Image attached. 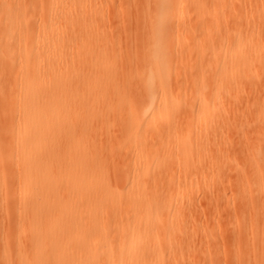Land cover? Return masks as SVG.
Returning <instances> with one entry per match:
<instances>
[{"label":"bare ground","instance_id":"obj_1","mask_svg":"<svg viewBox=\"0 0 264 264\" xmlns=\"http://www.w3.org/2000/svg\"><path fill=\"white\" fill-rule=\"evenodd\" d=\"M98 1L0 0V264H159L158 240L175 218L167 202L183 192L169 179L170 197L161 198L154 181L176 166L185 170L194 145L183 127H191L187 135L201 131L200 123L213 127L226 92L213 89L211 103L204 89L180 99L168 89L170 63L211 57L217 69L230 63L231 71L241 60L245 71L259 57L258 25L246 32L239 19L217 29L226 0L127 1L117 30ZM238 1L245 10L256 7ZM213 32L216 40L207 39ZM155 127L156 140L149 135ZM118 132L123 140L115 142ZM117 156L124 163L118 157L113 165ZM13 158L15 175L4 171ZM10 217L15 254L5 239ZM109 218L119 226L112 238ZM255 221L264 231L262 218ZM236 262L264 264L245 255Z\"/></svg>","mask_w":264,"mask_h":264},{"label":"rangeland","instance_id":"obj_2","mask_svg":"<svg viewBox=\"0 0 264 264\" xmlns=\"http://www.w3.org/2000/svg\"><path fill=\"white\" fill-rule=\"evenodd\" d=\"M127 1L131 0L98 1V10L110 30H117ZM253 2L252 6L256 7L245 10L238 0H226L222 15H216L218 30L239 19L241 30L246 32L253 25L260 27L258 37L253 40V50L259 57L249 62L245 71L238 70V66H244L241 60H234L237 64L230 71V63L217 69L211 57L204 61H188L183 57L173 58L168 69L171 71L166 74L168 89H177L180 99L190 96L192 89H204V97L211 103L213 89H226V92L213 110V127L205 130L204 123H200L201 131L193 130L190 135L187 132L191 127H183L184 139L194 145L193 157L186 159L185 170L179 172L176 166L168 176L154 181L161 198L170 197L169 179L183 192L181 199L171 200L170 197L167 202V210L174 213L175 218L170 232L158 240L162 246L159 264H237L238 255H245L252 262L259 258L264 260V231L254 223L258 216L264 224V6L261 1ZM186 8L189 9V4ZM206 37L214 41L217 32ZM182 40L180 37L177 44L180 50L185 49ZM192 109L193 115L196 108ZM5 116L0 114V118ZM141 119L144 121L145 115ZM156 127L149 134L155 140L159 137ZM118 133H115V142L123 140V134ZM102 143L104 149L109 147L104 138ZM14 148L11 146L12 150ZM125 158L117 156L112 164ZM4 163L5 173L10 174L7 171L10 169L12 175L17 174L14 158ZM127 169L130 175L136 173L130 166ZM112 179L119 189L129 186V182L118 181L117 175ZM14 183V178L8 181L12 195ZM109 223L112 228L108 237L112 238L119 226L110 218ZM7 225V250L15 254L17 242L12 217ZM4 229L0 221V237Z\"/></svg>","mask_w":264,"mask_h":264}]
</instances>
